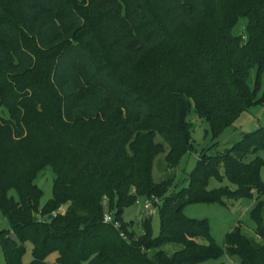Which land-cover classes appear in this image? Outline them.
<instances>
[{
	"label": "trees",
	"instance_id": "1",
	"mask_svg": "<svg viewBox=\"0 0 264 264\" xmlns=\"http://www.w3.org/2000/svg\"><path fill=\"white\" fill-rule=\"evenodd\" d=\"M230 1L0 0V83L8 85L0 105L17 119L22 89L30 92L33 111L25 132L0 131L5 264H22L25 241L31 244L26 264H193L221 252L238 256L240 264H264V123L218 153L199 152L186 185L170 190V177L151 178L153 156L163 150L155 131L167 143L168 167L193 149L190 103L215 135L264 99L247 83L250 67L264 66V0H242L246 39L233 30ZM161 44L166 48L151 65L139 66ZM22 136L28 148L18 146ZM31 146L54 173L51 196L39 206L41 191L29 176ZM210 177L234 187L208 188ZM252 191L258 193L250 211L254 235L238 222L218 245L204 219L182 213L188 203L225 205ZM137 195L159 197L156 235L148 214L139 217V234L122 218ZM104 197L108 208L114 199L110 215L118 227L102 221ZM64 201V211L51 216ZM166 242L180 247L167 253L160 248Z\"/></svg>",
	"mask_w": 264,
	"mask_h": 264
},
{
	"label": "rangeland",
	"instance_id": "2",
	"mask_svg": "<svg viewBox=\"0 0 264 264\" xmlns=\"http://www.w3.org/2000/svg\"><path fill=\"white\" fill-rule=\"evenodd\" d=\"M81 3H77L80 6ZM243 1L242 0H231L226 5V12L236 16L234 24V32L240 34L242 39H246V18L242 17ZM237 15H239L237 17ZM165 45L161 44L154 48L146 51L139 63V66H150L157 55L165 49ZM50 50V49H49ZM47 50V51H49ZM34 78L39 79V73L41 71V64L36 62L34 67ZM248 86L254 91L255 95L260 98L264 92V66L259 70L257 65H253L249 69L247 78ZM8 89L6 83H0V94ZM18 99L15 102V106L20 110V115L15 119L11 115V111L6 107L0 105V131L7 128L12 131L13 127H20L24 130L28 126L32 119V108L30 107V92H26L22 89L19 90ZM186 117L190 122V138L193 149L182 153L174 167H168L164 160V152L167 149V143L155 131L153 138L160 141L163 150L158 151L152 159L151 163V178L153 180H160L165 177H170L169 189H176L183 185H186V176L194 167L196 158L199 152L204 151L208 154L218 153L228 148L235 140H237L242 132H248L256 129L260 124L264 123V99L258 102L252 103L242 109L238 115L229 124L224 125L215 135L212 134L208 121L199 117L196 114L194 106L190 103ZM17 144L20 148H28L26 146V137L22 136L16 138ZM35 154V160L29 176L34 181L36 187L41 191L38 197V206L41 205L45 200L51 196V185L54 173L50 165H40V148L29 147ZM45 152V151H41ZM261 177L264 180V168L261 169ZM228 184L234 187L232 183H229L225 179L217 180L214 177L208 179L206 187L212 188L219 185ZM257 192L252 191V195L240 196L238 198L225 199V205L212 202L202 203L194 202L185 204L182 207V213L190 218L197 220L204 219L208 226V232L213 240L218 244L222 245V241L226 232L230 231L236 223L239 222L242 230L248 235H254L255 222L250 216L251 208L254 204L255 198H257ZM7 195L13 199L17 197V194L13 188L8 189ZM264 200V192L260 196ZM145 197L137 195L133 198V201L128 202L122 211V218L125 222L130 224L136 234L142 232L139 226V217L142 214H148L150 216L151 234L156 235L159 231V213L157 204L159 197H151L152 203L155 206H150L149 209L143 208V199ZM107 200L105 197L103 198ZM61 204L66 208L68 201H64ZM115 208L114 199L112 200L111 206L108 208L107 203H104L103 210L110 213ZM35 215L39 217V213L36 211ZM7 219L0 213V229L7 228ZM25 250L21 256V263L26 264L30 260L31 244L29 241L24 242ZM180 247L177 242H166L160 245V248L165 250L167 253H171L173 250ZM54 253L47 255V259L51 260ZM219 262L240 264L238 256H229L225 252H221L216 257H208L193 264H216ZM0 264H5L3 252L0 247ZM80 264H86L82 261Z\"/></svg>",
	"mask_w": 264,
	"mask_h": 264
},
{
	"label": "built area",
	"instance_id": "3",
	"mask_svg": "<svg viewBox=\"0 0 264 264\" xmlns=\"http://www.w3.org/2000/svg\"><path fill=\"white\" fill-rule=\"evenodd\" d=\"M151 197H153V196L151 195V196L145 197L143 199V208L144 209H149L150 206H154V203H152V201H151ZM102 203H105V199L102 200ZM64 209H65L64 205L63 204H59L56 208H54V209H52L50 211V215L53 216V215H55L57 213H62L64 211ZM102 221H104V222H112V225L114 227H118V222L117 221H112L110 213H108L106 211L103 212ZM120 235L124 236L122 232H120Z\"/></svg>",
	"mask_w": 264,
	"mask_h": 264
},
{
	"label": "water",
	"instance_id": "4",
	"mask_svg": "<svg viewBox=\"0 0 264 264\" xmlns=\"http://www.w3.org/2000/svg\"><path fill=\"white\" fill-rule=\"evenodd\" d=\"M198 221H200V220H198Z\"/></svg>",
	"mask_w": 264,
	"mask_h": 264
}]
</instances>
